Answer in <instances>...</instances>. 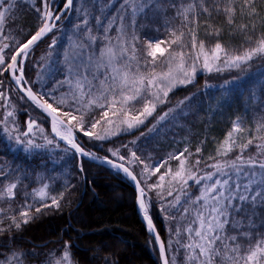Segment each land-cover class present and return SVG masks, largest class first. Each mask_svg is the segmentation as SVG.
<instances>
[{"label":"snow or ice","instance_id":"snow-or-ice-1","mask_svg":"<svg viewBox=\"0 0 264 264\" xmlns=\"http://www.w3.org/2000/svg\"><path fill=\"white\" fill-rule=\"evenodd\" d=\"M72 5L73 0H67L63 8L67 11ZM158 7L159 0H121L116 15L110 19L96 18L97 27L103 28V34L97 35L89 27V12L82 4L77 9L83 19L74 26L76 38L69 37L63 52V68L60 69L63 78L45 88L43 73L38 72L42 90H34L25 87L37 83L25 78L26 60L33 46L56 27L61 16L54 15L50 0H43V9L36 8L39 27L26 42H22L9 23L15 18L16 0H0V76L13 73L12 79L19 91L50 118L51 131L67 145L66 153L74 150V156L103 159L135 182L138 205L150 232L155 228L148 214L149 193L155 191L156 197L163 202L161 208L166 219L176 222L174 230L170 229L172 239L167 248L159 234L155 237L163 264H181L177 260L181 251L182 264H264V232L256 229L254 219L257 207H264V117L256 122L255 128L245 127L240 118L234 120L230 131L218 142L215 156L208 157L213 161L211 164L202 157L193 161L194 153L188 147L183 152L170 153L163 163L151 162L150 157L142 158L137 154L138 149L129 146L136 145L139 138L110 148L108 151L115 160L107 156L96 157L78 141L81 134L90 140L105 141L139 128L147 117L152 116L158 104L165 103L173 89L192 83L198 70L243 71L253 60L264 58V28L258 35H252L257 32L258 18L264 25L256 0H181L179 4L172 3L169 7L175 9V16L166 21L168 41L151 38L146 47H142L137 35L138 20ZM221 16L232 29L230 34L239 33L244 37L243 44L230 47L217 39L209 48L199 37L201 17H207L205 35L218 38L222 28L212 21ZM102 19H107V23H102ZM175 21L178 24L173 26ZM113 28L115 35H110ZM165 44L167 46L162 47ZM55 45L53 39L49 48L53 49ZM9 54L10 60H7ZM17 72L19 75L15 74ZM0 100L3 101L0 108L5 109L0 124L9 138L12 132H18L16 143L23 145L25 151L43 147L31 138L21 139L28 137L34 128L43 135L44 129L36 120L29 118L27 130L20 131L15 110H7L11 105L5 92H0ZM184 103V100L179 102ZM141 104L142 107H137ZM172 111L174 109H169L158 117L157 124L167 119ZM155 129L156 125L149 133ZM146 135L141 133V137ZM43 138L46 144L53 143L48 136ZM253 147L254 153L250 152ZM121 149L127 151L122 153ZM200 152L201 148L197 147L195 153ZM233 152L236 153L234 157L229 155ZM171 160L178 161L175 170L169 166ZM133 165L143 166L139 179L131 168ZM201 165L210 170L199 175ZM165 167L166 171L159 175L157 182H148ZM0 177L7 181H0V201L8 202L7 207H0V234L10 231L13 226L19 229L28 223L34 218L33 208L35 213H41L44 208H59L72 187L66 180L64 191L51 195L50 185L41 182V187L33 189L31 194L25 192L24 203L14 208L19 181H8V173L2 168ZM189 181L198 187V194H191ZM37 203L40 206H35ZM170 209L178 215H173ZM69 248L66 243L62 255L52 256L48 264H71ZM26 255L12 251L0 260V264H24Z\"/></svg>","mask_w":264,"mask_h":264},{"label":"trees","instance_id":"trees-1","mask_svg":"<svg viewBox=\"0 0 264 264\" xmlns=\"http://www.w3.org/2000/svg\"><path fill=\"white\" fill-rule=\"evenodd\" d=\"M26 1L28 2V0H16L14 11L17 19L9 21L16 31L21 27H23L22 30L26 29L27 34L22 42L27 40L39 27V18L36 12L37 3L31 6ZM63 2L64 0H58L56 11L60 9ZM180 2L181 0H159V7L154 10L156 15L153 18L147 16L139 18L140 21H149V24L145 26L140 22L137 28L139 41L142 44H145L148 35H153V33L156 38L161 37L162 40L168 41L166 21L175 16V9L169 5ZM120 4L121 0H101L99 5L93 6L94 17H97V13H99L101 18L110 19L117 14ZM76 5V0H73L72 7L62 14L56 27L31 49L25 64L27 80L35 81L32 79L41 69L39 65H50L56 71L63 68L62 57L64 49L69 44V37H72L73 40L76 38V30L72 25ZM256 6L260 17H264V0H256ZM206 20L207 17H201L202 26L199 37L205 40L209 48L215 44L217 39L230 47H238L244 43V37L241 34H230L232 29L227 25L223 16L212 21L216 27L222 28L220 36L218 38L206 36L204 27ZM104 21L107 22V19ZM237 22H240L239 18H237ZM93 23L95 24V21ZM175 24H178V21H175L173 26ZM93 27L92 24L91 28ZM262 28L264 25L258 18L257 32L252 35H258ZM58 31L62 32L56 33ZM53 32L54 36L51 37ZM102 34L100 32L97 35ZM67 38L68 43H66ZM53 39L56 40V45L50 49L49 45L52 44ZM166 46L167 44H165ZM245 46L247 45L245 44ZM42 57L43 59H41ZM6 59L10 60V54L6 55ZM29 86L38 90V82ZM0 92L7 94L9 105L13 104L7 110H15L20 131L27 130V122L31 118L44 129L45 136L53 139V143L50 145L41 139L38 144L44 146L38 149L25 151L18 148L13 151L9 148L4 137L3 125H0V168L8 173V181H19L13 207L23 204L25 192L31 194L33 189H37V185H41V182L50 185L51 195H58L64 191L66 180L72 186L61 200L59 208H44L41 213H35L33 208L34 218L28 223L22 224L19 229L13 226L10 231L0 234V260L12 251H17L28 254L23 257L24 264H48L52 256L62 255L64 245L67 243L70 246L72 264H160L154 238L138 216L135 189L128 178L112 168L84 158L80 162L83 170H78L74 152L66 153L64 151L67 146L50 134L48 118L13 86L8 73L0 76ZM185 97L190 98L188 100L190 113L187 116H189V120L193 118L198 127L195 139L196 143L201 146V152L195 153V156L206 160L207 153L212 154L216 144L225 137L231 122L240 118L245 127L255 128L256 122L264 117V58L253 60L251 66L243 71L225 69L219 72H202L198 70L194 81L173 89L165 103L158 104L152 116L147 117L144 125L133 132H124L115 136V143L111 146H119V144L121 146L128 140V137L138 131L145 132L148 127L153 126L158 117ZM2 103L3 101L0 100V104ZM137 107L142 106L138 105ZM4 110V108H0V119H3ZM185 122V120L182 124L177 122L174 128L177 131L183 130L182 126ZM169 131L166 130V135ZM18 134V132L11 133L14 138ZM26 138L21 137V139ZM155 140L160 142L158 139ZM78 141L87 150L115 160L107 149L106 142L108 140L94 141L88 137H82L81 134L78 136ZM144 146L153 150L154 156H160L170 145L164 147L159 143L158 145L148 146L145 144ZM253 149L254 147L250 150ZM235 154L233 152L229 155L234 156ZM131 168L139 179L137 170L134 166ZM0 181L7 182L3 180V177H0ZM142 186H144L143 182ZM149 196L151 200L148 204V214L167 248L168 242L172 238L170 229L174 230L175 221L166 219V213L162 210L153 191L149 193ZM169 198L171 197L167 199ZM48 202L50 203V201ZM146 202L148 201L146 200ZM7 203V201H0V207H7ZM35 206L40 205L37 203ZM170 212L173 215H178L175 210H170ZM254 219L256 229L264 232V207H257ZM168 255L171 258L170 253ZM180 255L177 256V259L180 258Z\"/></svg>","mask_w":264,"mask_h":264},{"label":"rangeland","instance_id":"rangeland-1","mask_svg":"<svg viewBox=\"0 0 264 264\" xmlns=\"http://www.w3.org/2000/svg\"><path fill=\"white\" fill-rule=\"evenodd\" d=\"M36 1V2H35ZM40 1V2H39ZM27 2V1H26ZM101 2V0H76V11H75V15H73V20H72V25H73V29H75V25L80 23L83 19V14L78 12L77 9H79L81 7V5L83 4L88 12H89V16H88V22H89V27L92 26V24L94 25V27L92 28L93 29V32L96 34H99L100 32L103 33V28H98L97 27V24H96V18L97 17H101L98 14L97 17H94V12H93V6H97L99 5ZM29 4H31V6H33L35 3H37V7L38 8H41L43 9V0H28ZM58 3V0H53V3H52V9H54V14L57 12L56 11V5ZM108 5V4H107ZM147 17L148 18H153L156 13L154 10L152 11H147ZM17 19V18H15ZM95 19V20H93ZM93 20V21H92ZM106 20V19H104ZM102 20V23H107L106 21ZM90 21H92L90 23ZM95 21V24L93 23ZM140 22L142 25H148L149 24V21L147 20H144V21H140L138 20V25H140ZM157 26V25H155ZM115 27V26H114ZM23 27L19 28V30L17 31V34H18V38L23 41L24 37L26 36L27 32H26V29L25 30H22ZM25 32V33H24ZM62 31H58L56 33H60ZM55 33V34H56ZM110 35H115V31H114V28L112 30H110L109 32ZM138 35V34H137ZM54 36V32L53 34L51 35V37ZM139 37V36H138ZM151 38H155V41H158V40H162L161 37L159 38H156L154 33L153 35H148L147 37V41L145 44H147L148 40L151 39ZM154 41V42H155ZM25 42V41H24ZM66 43H68V38H67V41ZM145 44H142V42L139 41V45L144 47ZM162 47H165V45H162ZM200 71V70H199ZM215 71V70H214ZM39 72L43 73V76H44V87L46 88L49 84L53 83L54 80H59V79H62L63 78V72L62 71H59V70H55L54 68H52V66L50 65H45L43 68H41L39 70ZM202 72H207V71H202ZM213 72V71H212ZM38 73V72H37ZM37 73L35 74L36 77L33 78L32 80H35L37 81L38 80V77H37ZM37 79V80H36ZM38 82V90H42L41 89V82H39V80L37 81ZM181 86V85H179ZM186 98V97H185ZM184 100L185 103L184 104H175L173 106H171L169 109H174V111H172L168 118L161 121L159 124H157V120L156 122H154L153 126L156 125V129L154 131H152L151 133H149V129H152L153 126H150L147 128V130L144 132V131H136L137 133L136 134H133L131 137H128L124 143V144H129L130 141L132 140H137V138H139L137 140V144L136 145H129L130 147L134 148V149H138V152L137 154L138 155H141L142 158L144 157H150L151 158V162H160V163H163L165 160H167L168 156L170 153H179V152H183L185 147H188L189 150L194 153V155L191 157V159L194 161L195 159H197V157L195 156V150L197 147H201L199 144L196 143V134H197V130H198V127L195 125L194 123V119L191 118L189 120V113H190V109H189V106L190 104L188 103V100ZM181 100V101H182ZM189 105V106H188ZM13 106V104H12ZM11 106V107H12ZM142 106V104H141ZM169 109L166 111V112H169ZM12 110V108H11ZM164 112V113H166ZM163 113V114H164ZM162 114V115H163ZM184 117V118H183ZM180 119V121H179ZM183 120H185L186 122L183 124L182 128L183 130L181 131H177L175 128H174V125L179 122V124H182ZM190 121V122H189ZM2 126V124H0ZM142 126V125H141ZM140 126V127H141ZM232 127V122L230 123L229 127H228V130L226 133H228L230 131ZM2 129V128H1ZM138 129V128H136ZM166 130H170L168 132V134L166 135ZM135 131V129L131 130V131H128V132H133ZM209 131V130H208ZM146 133L147 135L144 136V137H141V133ZM207 133V132H206ZM208 135V133H207ZM226 135V134H225ZM45 134L43 132V135L34 128L33 132L30 133L29 137H27L26 139H33L34 142L36 144H38V142L42 139L44 140V137ZM4 137L5 139L7 140L8 144H9V148L13 151L17 150L18 148H22L24 149L23 145H20V144H17L16 143V139L11 135V138H9V136L4 132ZM115 136L112 137L111 139L108 140V142H106V145H107V149H110V148H115V147H120V144L119 146L117 145H114V147H112L111 145H113L115 143ZM155 139H158L160 142H158L157 140ZM224 139V138H223ZM222 139V140H223ZM164 140H166V142H163ZM150 141V142H149ZM210 142V141H209ZM159 143L163 144L164 147H166L167 145H170L168 148L165 149V151H163L161 153L160 156H154L153 155V150L151 149H148L146 146H144L145 144H147L148 146H153L154 144L155 145H158ZM218 146V143L216 144V147H214V150H212V154H208L207 153V159L204 161L208 164H211L213 161L211 160H208V157L209 156H215L216 154V148ZM90 151V150H89ZM124 152H126L127 150L126 149H123L122 150ZM144 151V153H143ZM256 150L255 148L253 150H250V152L254 153ZM235 156V155H234ZM232 156V157H234ZM178 165V161L177 160H171L169 161V166H171L173 168V170H175V168L177 167ZM134 166V165H133ZM141 167H143L142 165L137 167V166H134V168L137 170L138 174L140 173V170H141ZM202 171L200 173H198L199 175H202L205 171H209L210 169H207V168H204L203 165L200 166ZM166 171V167L165 168H161V172L160 173H156L154 176L151 177V179L148 181L149 183H155L157 182L158 180V177L161 173L165 172ZM168 179V177H166V180ZM189 184L191 185V189H190V192L191 194L193 195H196L198 194L199 192V189L198 187L195 185V183L193 181H189ZM41 187V185H37V188ZM154 193V196L156 197V193L155 191H153ZM157 198V197H156ZM173 199L172 197L169 198V200ZM157 201L160 202V206L161 204L163 203L162 201H160L158 198H157ZM146 204H148V202H146ZM148 208H149V205H148ZM170 210H173L174 209H170ZM169 210V211H170ZM176 223V222H175ZM175 223H174V228H175ZM172 239V238H171ZM170 256H171V253H170ZM179 262H181L182 264V261H183V253L181 252V255H180V258L177 259ZM72 264V262H71Z\"/></svg>","mask_w":264,"mask_h":264},{"label":"water","instance_id":"water-1","mask_svg":"<svg viewBox=\"0 0 264 264\" xmlns=\"http://www.w3.org/2000/svg\"><path fill=\"white\" fill-rule=\"evenodd\" d=\"M67 2V0H64V2H63V4L61 5V7H60V9L54 14V15H60V16H62V14L64 13V12H67V11H69V9L67 10V11H65L64 10V8H63V5H64V3H66ZM52 3H53V0H50V7H51V9H52ZM53 11H54V9H52ZM35 33V32H34ZM33 33V34H34ZM47 35V34H46ZM45 35V36H46ZM31 37V36H30ZM29 37V38H30ZM28 38V39H29ZM26 42V41H25ZM16 75H19V73L17 72V73H15ZM12 75H13V73L12 72H9L8 73V76H9V80L11 81V83L13 84V86L16 88V89H18V91H19V88H18V86L15 84V81L12 79ZM25 87H29V85H27V86H25ZM20 92V91H19ZM26 99H27V97L24 95V93H22V92H20ZM28 100V99H27ZM28 101H30V100H28ZM31 102V101H30ZM32 103V102H31ZM40 111L47 117V115L40 109ZM48 118V120H49V130H50V133H51V135L55 138V135H54V133H52V131H51V120H50V118L49 117H47ZM60 143H62V144H64V145H66L63 141H61V140H59L58 138H56ZM67 146V145H66ZM86 150V149H85ZM73 152H74V150H72ZM87 151V150H86ZM89 152V151H88ZM75 157H76V165H77V169L78 170H80L81 171V165H80V162H81V159L82 158H84V159H86V160H89V161H92V162H94V163H97V164H100V165H104V166H107V167H110V168H112L109 164H107L103 159H92V158H90V157H88V156H79V155H75ZM96 157H98V158H103V157H106V156H103V155H96ZM115 170V169H114ZM115 171H117V170H115ZM119 172H121L123 175H125L122 171H119ZM126 176V175H125ZM127 177V176H126ZM130 181H131V183L133 184V186H134V189H135V204H136V210H137V213H138V216H139V218H140V220L144 223V225H145V227H146V229L148 230V232L153 236V238H154V241H155V244H156V247H157V249H158V253H159V257H160V264H163V261H162V259H161V255H160V247H159V243H157L156 242V239H155V237H156V235L158 234L157 233V231H156V228H155V226H154V224H153V222H152V224H153V226H154V228H155V231L154 232H150L149 231V228H148V222L144 219V215L141 213V210H140V208H139V205H138V200H137V196H138V192H137V188H136V184H135V182L134 181H132L129 177H127ZM151 219V218H150ZM162 241V240H161ZM163 242V241H162Z\"/></svg>","mask_w":264,"mask_h":264},{"label":"bare ground","instance_id":"bare-ground-1","mask_svg":"<svg viewBox=\"0 0 264 264\" xmlns=\"http://www.w3.org/2000/svg\"><path fill=\"white\" fill-rule=\"evenodd\" d=\"M26 41V40H25ZM141 210V209H140ZM141 213L144 215V213L142 212V210H141Z\"/></svg>","mask_w":264,"mask_h":264}]
</instances>
